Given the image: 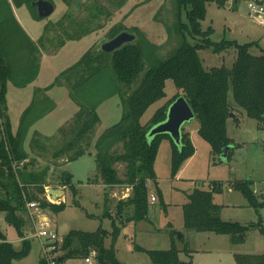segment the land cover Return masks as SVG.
<instances>
[{
	"label": "trees",
	"instance_id": "obj_1",
	"mask_svg": "<svg viewBox=\"0 0 264 264\" xmlns=\"http://www.w3.org/2000/svg\"><path fill=\"white\" fill-rule=\"evenodd\" d=\"M36 1L38 0H0V213L4 214L5 223L15 230L21 240V247L16 250L0 231V264H14L30 253L31 241L24 234L25 202H38L40 208L53 215L66 208L65 203L55 205L44 200V186H48L46 179L49 169L35 171L36 161L29 159L24 150L29 130L55 109V103L47 96L34 98L22 113L16 133L13 134L7 115V85L10 83L14 88L22 89L34 82L39 73L41 52L55 53L66 41L79 40L102 30L114 11L120 10L128 0H62L67 7L66 12L56 23L48 24L42 37L34 43L21 28L13 8L25 7L35 21H41L31 7ZM171 1L175 6L171 35L177 37V42L165 59H159L157 53L160 47L150 43L137 28L128 29L116 24L106 34V41L127 31L134 35L136 43L125 44L111 53H104L100 47L91 49L54 82V85L70 88L71 98L80 111L68 125L57 131L54 137L57 143L48 145L50 151L46 158L53 167L52 172L58 186L67 188L75 198L77 191L70 174H57V169L62 164L73 162L87 154L98 123L96 109L106 100L121 94L123 89L130 88L143 69L144 58L148 56L153 60L138 87L129 94L123 91L119 121L106 128L96 139V174L94 178L87 180V184L91 185L100 183L110 188L126 187L130 191L129 195L125 199L114 201L111 209L104 193V212L101 218L110 220L111 231L100 226L91 233L69 231L62 238L59 264L71 259L88 258H92L95 264H122L116 258L114 244L121 228L126 224L147 220V182L156 184L154 164L161 142L166 140L170 143L172 179L194 155L188 133L181 132L179 145L168 134L148 137L152 128L166 120L169 106L180 95L177 94L159 107L144 125L140 123L147 109L165 97L167 80H171L175 88L183 93V98L198 121L197 133L208 144L213 162H219V156L225 147L235 148L233 141L227 136L226 122L230 115L238 122L235 115L238 108L245 112L247 118L257 121L259 127L264 128V50L260 56L254 57L250 55L249 49L256 43L238 45L225 40L215 43L210 39L213 30L210 27L205 31L201 29L206 4L214 3L218 8H223L226 3H235L237 0ZM189 40H195L196 44L191 45ZM229 48L236 50V58L230 69L220 67L206 71L203 68L197 53L199 50L211 49L214 54L219 55ZM229 91L234 106L228 103ZM37 138L35 135L33 141ZM47 150L44 149V152ZM22 162L26 163L20 166ZM117 165L122 166L121 174ZM18 166L20 167L14 170ZM231 187L242 195L247 206L256 213L264 208V199L258 200L250 180L235 182ZM221 190L220 184L211 183L208 190L195 188L187 194V202L182 206L183 227L193 232L227 235L232 244L242 242L245 234L253 229L259 230L264 237V220L261 218L256 223L247 225L221 220V207L213 202L214 195ZM157 196L162 203V195L158 190ZM72 203L80 208L76 200ZM107 239L110 241L108 247L105 246ZM135 250L144 252L151 264H181L179 252L173 243L167 250H142L138 247ZM184 251L188 252L186 249ZM234 259L236 264H264V254H239ZM37 264L46 263L40 258Z\"/></svg>",
	"mask_w": 264,
	"mask_h": 264
},
{
	"label": "rangeland",
	"instance_id": "obj_2",
	"mask_svg": "<svg viewBox=\"0 0 264 264\" xmlns=\"http://www.w3.org/2000/svg\"><path fill=\"white\" fill-rule=\"evenodd\" d=\"M248 1L251 0L228 2L223 8H218L214 3H208L206 4L205 18L200 24L203 31L209 27L213 30L210 39L215 43L223 40L235 42L238 45L256 43L255 46L249 49V53L254 57H258L264 50V29L248 18ZM255 1L264 2V0ZM50 2L54 6V12L47 19L41 21H35L25 7L17 10L18 13L22 14L20 23L23 30L35 40L44 33V29L48 24L56 22L67 10L62 0H50ZM174 15L175 6L171 0H128L120 10L114 11L112 18L117 17V22L111 18L113 21L111 22L110 19L102 29L104 33L99 31L79 40L66 41L57 52L47 54V58L41 65L39 82L51 77L55 72H61L68 68L91 49L101 47V44L106 41L105 37L109 29L117 23L128 29L137 28L150 43L160 47L157 53L159 59H165L177 42V37L171 35L175 21ZM133 43L135 44L136 40ZM189 43L195 45L196 41L189 40ZM197 53L206 71L220 67L230 69L236 58L235 48H229L219 55L214 54L211 49L199 50ZM42 54H45V52L40 53V57ZM52 59H55L54 62H51ZM152 63L153 60L148 56L144 58L143 69L136 81L130 88L123 89V91L128 94L134 91ZM8 87L11 96H8V94L6 96V101L8 99L7 115L12 121L18 118L19 123L21 115H18V107L13 104L11 98L13 96L11 91L16 89L10 83ZM123 91L104 102L102 109L108 114L103 115V130L119 121L120 116L117 119L114 116L115 114H122L121 95H123ZM17 93L15 101L25 103L26 92L18 91ZM164 93L165 97L151 105L141 117L140 123L142 125L151 118L159 107L170 101L174 96L178 94L183 97V93L175 88L171 80L165 82ZM65 95L70 101L72 100L71 90L66 86ZM72 103L75 104L74 101ZM228 103L234 106L231 91L228 93ZM237 110L238 123L233 118H229L226 127L227 135L235 145L226 163L213 162L208 144L197 133L198 121L193 118L184 126L190 131L195 156L187 164L183 175H179V181L175 182V178L170 177V159L167 155L170 152V143L166 140L162 141L154 168L157 183L154 184L150 181L148 184V191L150 195L157 198L156 202H149L146 221H142L136 226L129 224L121 231L114 244L116 258L119 262L122 264H151L149 257L144 252L135 250V247L142 250H167L172 243L179 252L178 258L181 264L188 262H191V264H236L235 255L264 254V237L257 229L248 231L242 242L232 244L230 237L227 235L193 232L183 227L182 206L187 202L186 195L195 188L208 190L211 183L221 185L222 190L219 194L214 195L213 202L221 207L220 218L222 221L247 225L256 223L258 218L264 220V208L259 209L256 213L247 206V202L240 193L232 188L230 189V186L235 182L250 180L254 194L259 201L263 200L264 128H260L257 121L247 118L242 109L238 108ZM116 167L121 174L122 166L117 165ZM44 168L47 167L41 165L34 169L42 172ZM64 172L70 174L77 195L74 198L68 189L64 190L58 186L54 173L50 174L48 172L46 182L49 179L51 188L60 189L63 192L61 195L64 200L63 203L66 205L64 211L55 215V221L52 220L55 224H50V226L57 231L59 237H64L72 230L91 233L99 226L111 231L110 221L101 218L104 212L101 205L103 189L99 186L87 184V180L94 178L96 174L94 150L90 155L62 164L56 171L57 174ZM124 189V187L119 186L112 188L113 192L117 194L115 200L121 196ZM156 190L161 193L164 205L160 203ZM108 192L112 193L110 190ZM74 200L77 201L80 208L72 205ZM48 212H44L46 216L49 215ZM23 217L25 220L24 234H28L29 230L31 233L27 216L24 214ZM0 231L16 250L20 249L21 240H18L15 230L5 223L3 213H0ZM177 234H181V238L177 239ZM109 244L110 241L107 239L105 246L108 247ZM185 249L188 252H185ZM39 252L38 244L34 242L31 245L29 255L23 260L14 262V264H37ZM187 253L190 254V257ZM63 264L85 263L83 259H71ZM92 264H95L93 260Z\"/></svg>",
	"mask_w": 264,
	"mask_h": 264
},
{
	"label": "crops",
	"instance_id": "obj_3",
	"mask_svg": "<svg viewBox=\"0 0 264 264\" xmlns=\"http://www.w3.org/2000/svg\"><path fill=\"white\" fill-rule=\"evenodd\" d=\"M19 9H21V8H19ZM17 10L18 9H14L13 8V13H14L15 18L17 19L18 23L20 24V26L22 28V25L20 23V18H21V15L22 14L21 13H18ZM65 12L66 11H64V13ZM121 16H123V15H121ZM116 18L117 17H114L112 19L115 22H117V19ZM112 19L110 20L111 22L113 21ZM56 22H54V23H56ZM100 31H102L104 33V30H100ZM95 33H97V32H95ZM42 35H39L38 38H37V40L33 39L30 35H28V37L34 43H37V41L42 37ZM46 55L47 54H42V56L39 57L40 68H39L38 76L35 79V81L32 82L31 84H29L28 86L22 88V89L14 88L16 90L13 89L14 91H11L12 92V95H13L11 98H12L13 104H15L18 107V113H19L18 115H22V113L31 104V102L34 100V98H39V97H42V96H47L48 98H50L55 103V106H56L55 109L50 114L46 115L44 118H42L41 120H39L38 122H36L31 127V129L29 130L28 135L26 137V140L24 142V150L28 154L29 159H31V160L34 159L36 161V163H37L36 164V167L37 166H41V165L47 167L49 169V173L51 174L52 173L51 170L53 171V167L49 165V162H47V158H46L47 157L46 154L48 153V151H50V148L48 147V145H50V144H53L54 145L55 143H57V140L54 138L55 137V134L57 133V131L61 127L65 126V125H68L72 121V119L75 117V115L80 111L79 106L77 104L76 105L73 104L72 103L73 100L70 101L69 98H67V96L65 95V86H62V85H54V82H55V80L65 70H67L68 68H70L74 64H76L81 59V57L84 54L78 59V61H76L75 63H73L72 65H70L68 68H65L61 72H55V73H53V75L51 77L46 78V79H43L42 81L39 82V80L41 78V65H42L43 61H45V59L47 58ZM54 60L55 59H52L51 62H54ZM9 90L10 89H9V87L7 85V94H8V96L9 95L11 96ZM18 91L19 92H21V91L26 92L27 95H26V101H25V103H20V102H16L15 101V95L18 94L17 93ZM6 103H7V107H8V99H7ZM103 105H104V103L101 104L96 109V111H95L96 112V115H97V118H98V123H97V125H96V127L94 129L93 136L91 137V144H90L89 150H88L87 154H85V155L92 154V151L94 150V143H95L96 139L106 129L105 128L103 130L102 119L104 118L103 115H105V114L107 115L108 112H106L104 109H102L103 108ZM237 113L238 112H236L235 115H237ZM119 116L121 117L120 114H115L114 117L117 119ZM120 117H119V119H120ZM8 118L10 120L12 133L15 134L16 133V130H17V127H18V118L15 121H12L10 119V117H8ZM232 118L233 117H231L230 119H232ZM230 119H228V120H230ZM228 120L226 122V127H227ZM226 131H227V128H226ZM181 132L188 133V135L190 137V140L192 141L191 135H190V131L186 128V126H184V125L182 126ZM35 135H37L38 138L33 141V139L35 138ZM228 138L231 139L229 136H228ZM46 139L47 140H50V141L49 142H46L45 141ZM31 145H32V147H31ZM44 149H48L47 152H44ZM167 155H168V159H170V152L167 153ZM194 156H195V153H194V155L188 161H186L182 165V168L180 169L179 173L177 174V176L174 179L175 182H178L179 181V178H180L179 175L180 174L183 175L184 169L186 168L187 164L194 158ZM157 158H158V154H157V157H156V160H155L154 168H155V165H156V162H157ZM45 163H47V164H45ZM154 172H155V169H154ZM156 180H157V178H156ZM47 182H48V186H44V188L45 187H51V185H49V179L47 180ZM149 182L150 181L147 182V191H148V184H149ZM95 186H99V187H101L103 189L102 195H104V193L106 194V196H107V198L109 200V205H111L110 206L111 209L113 208L112 207V204H113L114 201H118V200H122V199L127 198V196L129 195V192H130L129 189H127L126 187H124L125 188L124 189L125 191L122 190L121 196L118 197V198H116V200H115L114 198L117 196V194H115L113 192V190H112V188H115V187H112V188L105 187V186H103L100 183L99 184H96ZM119 187H123V186H119ZM231 188L232 187L230 186V189ZM63 189L64 190H67V188H64V187H63ZM230 189H229V191H230ZM108 190H110L112 193L110 194V192H108ZM156 192H157V190H156ZM150 196H153V195H150V193L148 191V203H149ZM63 201L64 200H63V197H62L61 202L63 203ZM101 205H102V208H103V201L101 202ZM48 213H49V215H47V218H49L50 224H55V222H53V221H55V215H53L50 212H48ZM138 223H140V222H138ZM138 223H128L124 227L128 226L129 224H134L136 226ZM110 227H111V223H110ZM123 228H121V231L123 230ZM25 235H27V236H25V238L31 241V245L34 242L37 243V241L31 237L30 230L28 231V234L25 233ZM18 240L20 241V239H18ZM40 258H41V256H40V252H39L38 260Z\"/></svg>",
	"mask_w": 264,
	"mask_h": 264
},
{
	"label": "water",
	"instance_id": "obj_4",
	"mask_svg": "<svg viewBox=\"0 0 264 264\" xmlns=\"http://www.w3.org/2000/svg\"><path fill=\"white\" fill-rule=\"evenodd\" d=\"M31 7L35 9L37 18L40 20L47 19L54 12V6L52 3L44 0H38L31 4ZM135 37L133 34L125 31L113 39L101 44L100 50L104 53H111L115 50L120 49L125 44H130L134 41ZM233 115H230V118ZM194 118V115L188 106L187 102L183 97H178L168 108L166 113V120L152 128L149 132L148 137L152 138L159 134H168L176 145L180 144L181 128L184 124ZM232 149L231 146L225 147L220 156L219 162H227V157ZM47 193L52 200H61L62 191L60 189L49 188ZM59 204V203H58ZM181 238V234H177V239ZM241 239L242 237L239 236Z\"/></svg>",
	"mask_w": 264,
	"mask_h": 264
},
{
	"label": "built area",
	"instance_id": "obj_5",
	"mask_svg": "<svg viewBox=\"0 0 264 264\" xmlns=\"http://www.w3.org/2000/svg\"><path fill=\"white\" fill-rule=\"evenodd\" d=\"M248 18L251 21L258 23L264 29V2L251 0L247 3ZM26 162H22V166ZM14 167V170L18 169ZM51 187H45L44 200L47 203L58 205L62 203L61 200H52L47 193L48 189ZM264 199V196H263ZM156 198L150 196L149 202L154 203ZM26 216L31 227V237L35 239L39 246L41 259L45 261L46 264H59L58 259L61 256L60 247L62 245V238L59 237L57 231L50 226V220L44 213L45 210L40 208L38 202L29 201L25 202ZM85 264H92L91 258L84 260Z\"/></svg>",
	"mask_w": 264,
	"mask_h": 264
},
{
	"label": "flooded vegetation",
	"instance_id": "obj_6",
	"mask_svg": "<svg viewBox=\"0 0 264 264\" xmlns=\"http://www.w3.org/2000/svg\"><path fill=\"white\" fill-rule=\"evenodd\" d=\"M103 44V43H102Z\"/></svg>",
	"mask_w": 264,
	"mask_h": 264
}]
</instances>
